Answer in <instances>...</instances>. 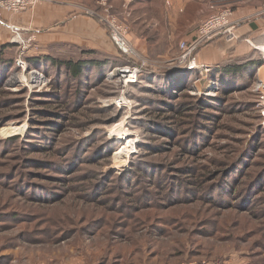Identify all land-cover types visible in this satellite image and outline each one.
I'll return each instance as SVG.
<instances>
[{
  "label": "rangeland",
  "instance_id": "374dc122",
  "mask_svg": "<svg viewBox=\"0 0 264 264\" xmlns=\"http://www.w3.org/2000/svg\"><path fill=\"white\" fill-rule=\"evenodd\" d=\"M112 1L138 60L146 61L136 83L124 85L118 71L129 64L115 48L94 57L110 62L82 82L26 61L48 51L26 53L21 69L16 50L13 69L0 66V264H264V89L257 88L264 67L233 85L215 79L219 65L199 68L187 89L168 98L166 72L185 69L180 45L191 33L180 20L170 31L167 13L191 1L155 0L145 13L132 9L136 0L127 7ZM194 1V31L211 3L241 17L264 12V0ZM81 49L54 55L78 60ZM247 51L241 44L239 56ZM54 79L68 100L60 94L63 102L54 101ZM200 103L217 119L203 114ZM44 108L69 120L41 114ZM40 133H52L50 140ZM129 136L134 143L122 162L121 137ZM135 166L154 180L144 182L131 171Z\"/></svg>",
  "mask_w": 264,
  "mask_h": 264
},
{
  "label": "crops",
  "instance_id": "0c3cea01",
  "mask_svg": "<svg viewBox=\"0 0 264 264\" xmlns=\"http://www.w3.org/2000/svg\"><path fill=\"white\" fill-rule=\"evenodd\" d=\"M147 1L136 0V7H132V9L140 8L144 11L148 6ZM115 2L116 4H123L124 7L130 4L128 0H115ZM110 4L116 6L112 0H110ZM188 4L186 3L184 7L177 9V11L174 8L169 10L170 12L168 11L166 25L170 31L178 28L177 22L179 20V22L183 21L182 18ZM98 9L99 7L96 5L95 0H65L60 3L41 2L34 9L20 14L0 12V48L12 44L17 45L14 31V28H16L24 39H33L30 49L27 51L28 54H42L59 46H72L78 49L83 47L104 52L110 51L115 46L109 37L107 29L96 18L88 14V11H97ZM206 13L207 10H203L204 16ZM263 14L264 12L258 13L256 11L250 13L247 17H241L240 13L234 12L233 19L239 21L234 29L233 35L235 37L232 38L227 35L215 37L216 42L205 48L201 54V61L210 67L229 58L228 51L236 44L238 37L241 36L247 37L244 44L247 43V40L252 41L256 45L261 44L264 40V21L260 17ZM150 20L152 28L159 26L154 21V16L150 17ZM183 28L187 32L191 29L186 24L183 25ZM136 39L139 47L142 49L147 48L143 37H137ZM248 48L253 49L249 44ZM240 49L241 45L238 46L235 54H239Z\"/></svg>",
  "mask_w": 264,
  "mask_h": 264
},
{
  "label": "trees",
  "instance_id": "16d2710c",
  "mask_svg": "<svg viewBox=\"0 0 264 264\" xmlns=\"http://www.w3.org/2000/svg\"><path fill=\"white\" fill-rule=\"evenodd\" d=\"M147 3L150 5V7H147L143 11V13H145V11H147L148 8L153 9L154 5L156 4L155 0H148ZM197 8H198L197 2H195L194 0H191V3H189L185 9L184 17L182 18L183 21L181 22V25L186 24L188 27L191 28L188 31L191 33L190 37L187 40V42L189 44L194 40V38L196 36L197 29H198V27H196L195 31H194V29L192 30V27L195 25V22L197 19V17H195V14H194V13H196ZM146 13H148V12H146ZM152 16H154V15L153 14L150 15L148 17V19H150V17H152ZM91 17L96 18L98 20L97 17H94V16H91ZM260 19L264 21V14L260 17ZM187 20H188V22H186ZM102 26L106 29V27L104 25H102ZM185 32H187V30H185ZM246 38H247L246 36L238 37L236 44L228 51V54L230 57L217 64L219 66H218V68H216L214 70V73L216 74L215 79H219V80H222V82L225 81L224 83H226V84L233 85L234 83L239 82V80L243 74H245V73L250 74V71H255L256 69H258L264 65V60L262 58L261 53L254 50V49H249L250 51L245 52L243 56H239V54H235L238 46L245 43ZM214 40L207 42L205 45H203L202 47L197 49L194 52L192 58L195 59L196 62H198V61L202 62L201 60L198 59V57L201 56V54L203 53L205 48L213 45L216 42V40L215 41ZM66 48H68V47H60L59 46L58 48L56 47V48L50 49L48 54H45V55H39V56H34V57L27 56L26 61L29 62V64L33 65V66L34 65L37 66L38 64L40 65V64L44 63V64H46V66H47V64H49L48 66H51L52 68H57L58 70H59V68L61 70L64 69L67 72V75L69 77H71L73 80H79L81 82L85 79L86 73L90 69H97V70L101 69V67L107 66L110 62V61L109 62L108 61H97L96 59H94V57L99 55L101 52L98 50H92V49H81L80 53H82V56L84 58H80L78 60H75L73 58H61L59 56L54 55L55 51H58L61 49H66ZM16 50H17V53L20 52L18 45H14V44L1 47L0 48V66H4V67L8 68L9 70H12L13 69L12 66H13L15 59H16L15 58L16 57ZM116 52H117L116 55L118 56V58H123L129 65L135 64L132 59L125 56L117 48H116ZM197 71H199V70L198 69H196V70L176 69L173 71L166 72L167 75H165L166 79H164V80L167 81L166 83L169 85L170 91H167V89H164L162 92L164 94H166L168 96V98H171L172 93H174V91L179 90V89H182V90L187 89L189 87V83H191V81L189 80V78H190L189 74L190 75L193 73L197 74L198 73ZM144 72H147V69H144ZM144 72H142V73L144 74ZM182 76H184V78H182L184 80L182 82V84H181V82L177 83L176 81L181 79ZM141 77H143V76H141ZM142 79H144V78H142ZM51 82H52L53 87H55V90L58 89L57 92L51 93L52 98L54 99V101L60 100V102H63V99L61 97V95H63V92L61 90V88H62L61 83L57 82L56 79H54ZM141 83L142 82H140V84ZM153 85H155V83H153ZM223 90H227V89H223ZM220 94H223V91H220ZM63 96H64V98H66L68 100L67 96H65V95H63ZM180 96H182V94H180ZM62 104H63V108L65 109V110H63V112L69 111L67 102H64ZM210 107L211 106L208 105L207 103H200L198 105V109L203 114H207V115H209V117H211V118L214 117L215 119H217V117L214 114L207 113L208 111H206V109L210 108ZM40 110H41L40 111L41 114H42V112L44 114H47V112H49V109H47V108L40 109ZM187 110L188 109L186 108L182 112H185ZM49 113H52V114L56 113L55 115L62 116L63 118H66L69 120V118L66 117V114L62 113L60 111H57V112L52 111ZM62 117H61V119H63ZM53 124H57V122H54ZM62 124L63 123H59L58 126L61 127V126H63ZM53 126H56V125H53ZM51 127L52 126L49 125L48 130L50 132H55V133L59 132L58 129H55V130L53 129L56 127H52V129H51ZM148 132H151V131H148ZM38 135L40 136L41 140H50L49 136H51L52 133L51 134H49V133H47V134L42 133L41 134L40 133ZM201 136L202 135H199V138ZM13 140L19 141L16 138H14ZM31 144L34 147H37L39 149H43L44 151L47 150L46 152H50L48 150H53V148L51 149V145L41 146V145H34V143H31ZM187 146L189 147V145H187ZM58 169L61 171L64 170L63 167H59ZM183 170H194V169L187 167ZM131 171L136 172L138 176H141V178L143 179L144 182H151L152 180H154V176L151 174L150 170L140 169L139 166H135ZM200 181H202L201 178L196 180V182H200ZM203 188H204V186L200 187V189L204 190ZM218 197H219V195L217 196V199H218ZM220 198H222V197L220 196Z\"/></svg>",
  "mask_w": 264,
  "mask_h": 264
},
{
  "label": "built area",
  "instance_id": "2783aa9c",
  "mask_svg": "<svg viewBox=\"0 0 264 264\" xmlns=\"http://www.w3.org/2000/svg\"><path fill=\"white\" fill-rule=\"evenodd\" d=\"M65 0H0V12L11 14H20L34 9L41 2L60 3ZM101 10L99 12L88 11V14L97 17L99 22L104 25L108 31L109 37L114 46L127 57H139L135 48L131 45L127 37L126 25L116 16L112 14V5L110 0H99L97 2ZM207 15L201 20L194 40L189 44L187 41L180 45L181 56L179 59L180 65H184L187 70H196L203 68L209 71L208 66H199L195 59L192 58L194 52L211 41L217 36H230L234 38V29L239 21L233 19L234 11L231 7L218 3H211L208 6ZM15 42L19 46V59H16L17 66L25 69L26 61L24 55L30 49L33 39H24L23 35L14 28ZM231 38V39H232ZM247 43L256 51L260 52L264 60V40L261 44H254L247 40ZM138 60V58H137ZM146 66V61H137L134 65H128L126 70L127 79L124 80V85L134 84L138 80L143 68ZM261 67L258 70L260 73ZM123 78V77H122ZM129 81V82H128ZM127 82V83H126ZM258 90L264 89V81L258 79Z\"/></svg>",
  "mask_w": 264,
  "mask_h": 264
},
{
  "label": "bare ground",
  "instance_id": "6f19581e",
  "mask_svg": "<svg viewBox=\"0 0 264 264\" xmlns=\"http://www.w3.org/2000/svg\"><path fill=\"white\" fill-rule=\"evenodd\" d=\"M119 74H121V76L123 77V78H125V79H127L126 77L127 76H125V74H126V70H124V69H120L119 71ZM33 74H38L36 71H34L33 72ZM32 76V75H31ZM38 76H40V75H38ZM122 79V78H121ZM129 82V81H128ZM123 83H124V81H123ZM127 83V82H126ZM128 86V85H127ZM128 133V132H127ZM128 135V134H127ZM125 140V141H127L126 143H125V145H123V147H122V149H121V151L118 153V157L120 158V159H122V162H125L124 160H123V158L125 159V157H129V155H130V153H131V149H132V146H133V143H134V140H133V138H131L130 136L129 137H127V138H124V137H121V140ZM127 144V145H126ZM128 159V158H127Z\"/></svg>",
  "mask_w": 264,
  "mask_h": 264
}]
</instances>
